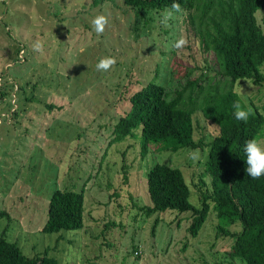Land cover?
Returning <instances> with one entry per match:
<instances>
[{
	"label": "rangeland",
	"instance_id": "obj_1",
	"mask_svg": "<svg viewBox=\"0 0 264 264\" xmlns=\"http://www.w3.org/2000/svg\"><path fill=\"white\" fill-rule=\"evenodd\" d=\"M165 10L142 12L121 0H0V235L22 254L61 264H243L228 256L232 239L216 230L212 204L195 236L187 231L189 212L139 209L148 202L146 170L156 161L178 167L188 201L200 205L195 184L199 176L207 181L203 160L213 133L200 110L192 114L193 139L201 144L195 161L194 149L149 148L140 157L132 139L109 142L127 96L150 79L169 96L186 78L223 90L230 85L199 46L188 19L194 9H182L167 24ZM101 14L109 23L98 35L92 21ZM254 16L264 28L262 10ZM181 36L186 46L174 49ZM38 40L42 52L33 50ZM105 57L116 60L107 72L96 67ZM261 71L264 76V66ZM19 85L22 92H15ZM232 88L237 94L242 88L244 106L264 115V80L236 81ZM263 130L264 124L258 134ZM63 188L82 190L83 225L43 232L49 196Z\"/></svg>",
	"mask_w": 264,
	"mask_h": 264
},
{
	"label": "trees",
	"instance_id": "obj_2",
	"mask_svg": "<svg viewBox=\"0 0 264 264\" xmlns=\"http://www.w3.org/2000/svg\"><path fill=\"white\" fill-rule=\"evenodd\" d=\"M121 1L142 12L168 9L173 3V0ZM175 2L183 10L194 9L188 19L194 25L199 46L203 52L211 53L217 73L228 79L230 85L223 90L217 83L205 85L199 83L198 77L186 78L169 96L162 84L150 79L127 96L128 108L111 125L109 142L132 139L139 146L140 157L149 148L156 153H172L182 148L200 150V142L193 139L192 121L194 110H200L203 119L213 128L203 160L202 174H207V181L199 176L195 184L200 205L195 207L188 201L190 190L181 170L156 161L146 170L148 202L139 209L145 215L165 210L189 212L187 231L195 236L212 204L216 230L232 239L228 256L243 264H264V176L252 179L246 173L243 150L250 139L264 137V130L258 134L264 115L250 103L247 107L252 109V114L248 120H236L233 103L240 100L244 104L232 88L236 81L259 85L264 80L261 71L264 28L254 16L258 9L264 15V0ZM22 90V85L15 87V92ZM47 107L52 106L47 104ZM82 213V190L55 189L49 196L41 230L51 233L79 229L83 225ZM235 224L239 229L229 230ZM0 264L61 263L45 254L26 256L15 242L0 235Z\"/></svg>",
	"mask_w": 264,
	"mask_h": 264
},
{
	"label": "clouds",
	"instance_id": "obj_3",
	"mask_svg": "<svg viewBox=\"0 0 264 264\" xmlns=\"http://www.w3.org/2000/svg\"><path fill=\"white\" fill-rule=\"evenodd\" d=\"M181 11V5L173 0L170 8L165 10L161 22L167 24L174 18V14L180 13ZM108 23V17L103 14L96 16L92 21L94 31L98 35L103 34ZM186 44L187 40L181 36L173 42L172 47L174 49H182L186 46ZM32 47L36 52L43 51V43L39 40L36 41ZM115 64L116 60L114 57H105L98 62L96 67L98 70L107 72L113 68ZM238 95H243L242 88H238ZM233 108V115L238 121L246 122L249 116L252 114V109L246 105L242 106L240 100H237L233 103ZM243 150L246 156V173L252 179H259L261 176H264V141H261L257 138L250 139L245 143ZM190 158L194 161L197 160L199 158V150L191 151Z\"/></svg>",
	"mask_w": 264,
	"mask_h": 264
},
{
	"label": "built area",
	"instance_id": "obj_4",
	"mask_svg": "<svg viewBox=\"0 0 264 264\" xmlns=\"http://www.w3.org/2000/svg\"><path fill=\"white\" fill-rule=\"evenodd\" d=\"M139 250L134 251V253H137Z\"/></svg>",
	"mask_w": 264,
	"mask_h": 264
}]
</instances>
